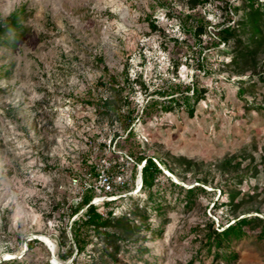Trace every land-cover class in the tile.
<instances>
[{"label":"rangeland","instance_id":"rangeland-1","mask_svg":"<svg viewBox=\"0 0 264 264\" xmlns=\"http://www.w3.org/2000/svg\"><path fill=\"white\" fill-rule=\"evenodd\" d=\"M222 5L191 10L189 0H0V21L22 11L26 31L15 47L0 44V264H113L92 245L76 254L73 243L70 258L59 256L73 242L70 224L82 211L72 216V209L93 181L89 165L128 153V143L116 147L127 135L120 121L96 110L105 97L122 113L134 111V153L174 168L152 189L161 209L142 191L118 198L117 214L140 210L150 228L123 244L116 264H228L205 248L203 226L209 217L216 227L236 216L264 218V46L240 69L231 62L232 41L200 53L182 29L186 15H205L202 47L210 46L217 23L234 24L243 14ZM203 56L209 74L199 66ZM112 77L115 90L107 88ZM193 79L206 90L193 115L176 106L142 120L152 97L167 98L153 91L183 89ZM172 181L185 189L203 185L206 192L188 205ZM232 193L235 204L216 207ZM261 231L233 243V264H264Z\"/></svg>","mask_w":264,"mask_h":264},{"label":"trees","instance_id":"trees-1","mask_svg":"<svg viewBox=\"0 0 264 264\" xmlns=\"http://www.w3.org/2000/svg\"><path fill=\"white\" fill-rule=\"evenodd\" d=\"M210 2L218 3L224 2L222 5L225 9H232L235 13H239L240 10L243 11L242 16L234 24L217 23L216 34L214 39L210 42V46L207 44L202 47L203 35L208 32L207 25L209 21L203 16L195 17L193 13H188L186 15L185 22L182 24V29L191 33L195 38V43L200 47V53L203 49L212 46L213 49L219 47L220 44L224 43L229 45L230 41L233 42V49L229 52L233 54L231 62L236 64L240 69V63L243 65L252 61L258 55L260 48L264 46V0H241L240 6L232 7L229 0H189V6L191 10H195L198 6H204ZM21 12L14 11L6 19L0 21V44L16 46L17 41L20 37L25 35V27L21 24ZM191 20L192 27L188 28V21ZM150 26L153 29L157 28L155 21L150 22ZM242 35L247 36V42L242 39ZM200 62V68L204 69L205 73L209 74L207 66L204 65L205 57L198 59ZM176 68L178 64L175 63ZM262 73V72H261ZM264 74V71L263 73ZM262 74L259 76L262 77ZM263 78V77H262ZM264 79V78H263ZM109 82L110 87L107 86L109 90H115L116 79L112 77ZM142 86L144 82L138 81ZM103 85L102 82H100ZM192 91V94H188ZM206 90L204 88H199L198 80L193 79L192 84L186 85L183 89L180 84H175L167 86L166 88H158L153 91V94L159 95L160 97H167L166 99L160 100L158 98L152 97L148 101L143 109V121H147L155 110L172 111L176 106H185L191 115L194 114L195 105L202 100ZM238 93L243 96L245 90L243 88L238 89ZM99 108L96 110L100 114L114 116L118 121H120L124 132L127 135L124 137V142L118 141L116 147L118 149L125 148L126 143H128V153L135 157L136 163L141 164L144 162L142 167V179L143 187L142 192L148 194V198L151 202V207L161 209V205L155 201L154 193L152 191L153 187L159 181L160 177H166L165 170L172 171L173 167L168 165L163 159H157L154 156L134 153L135 145L131 141V136H133V128H130L131 122L136 118L133 110H129L127 113H122L120 108H118L114 101L108 98L100 99V103L97 104ZM142 118V117H141ZM115 135H119L116 132ZM158 160L159 163L155 161ZM191 165V161H188ZM137 170V165L135 167ZM88 172L92 176H97L98 172L96 170V164L89 165ZM238 176V175H237ZM170 178V177H169ZM202 184H206L208 181L206 178L200 179ZM175 187H179L185 192L187 197V204L193 205V197L199 196L201 192H206L203 185H194L190 188H183L178 183L174 181L171 182ZM236 193L230 195L228 201H215L216 207H221L224 205L235 204ZM94 197V193L91 189H86L80 196V200L72 209V216L80 213L78 218L73 219L70 224V232L72 235L71 245L65 253L59 252V256L63 260H67L72 256L75 250L73 243L76 245V254H82L85 252L88 246L92 245L97 250H100V255L102 258L111 260L113 264L118 261V256L122 250L123 244H129L131 241L137 242L139 235L144 228L149 229L150 225L148 223L149 215L143 213L140 210L126 211L122 214L116 213V205L118 199L106 200L102 204V211L100 210V205L91 204V200ZM134 216L141 217L140 223L136 221L135 217H131V213ZM257 227H262L261 236L264 237V218L258 215H244L236 216L232 221L219 224L216 227L215 220L209 217L208 221L204 224L203 230L205 231V248L209 253H213V257L217 261H224L228 264H233L238 258V253L232 250V245L234 242L242 240L248 235V231L255 229ZM64 234H67L66 227L64 228ZM101 246V247H100ZM137 252H141L137 250ZM15 261V259H13ZM194 261L190 260L187 264H193Z\"/></svg>","mask_w":264,"mask_h":264},{"label":"built area","instance_id":"built-area-1","mask_svg":"<svg viewBox=\"0 0 264 264\" xmlns=\"http://www.w3.org/2000/svg\"><path fill=\"white\" fill-rule=\"evenodd\" d=\"M155 161L159 163L157 159ZM143 164L144 162L136 163L135 157L127 152H120V157L113 161L107 157L100 158L96 163L97 176H92L89 172L93 181L86 182L83 188V191L91 189L94 193L90 203L100 205L101 210L106 200L118 199L141 191ZM136 165L137 170H135ZM74 181L77 182L78 179Z\"/></svg>","mask_w":264,"mask_h":264},{"label":"bare ground","instance_id":"bare-ground-1","mask_svg":"<svg viewBox=\"0 0 264 264\" xmlns=\"http://www.w3.org/2000/svg\"><path fill=\"white\" fill-rule=\"evenodd\" d=\"M41 238L44 239V240H46V241H48L49 243H51L50 239H48L46 236L41 235ZM51 244H52V243H51ZM52 247H53V245H52ZM6 255H7L8 257L11 256V254H9V253H7ZM55 260H57V259H55Z\"/></svg>","mask_w":264,"mask_h":264}]
</instances>
